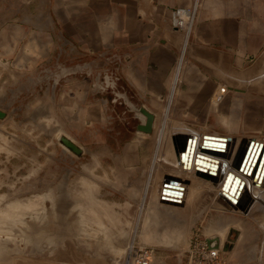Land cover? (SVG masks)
<instances>
[{
  "label": "crops",
  "instance_id": "1",
  "mask_svg": "<svg viewBox=\"0 0 264 264\" xmlns=\"http://www.w3.org/2000/svg\"><path fill=\"white\" fill-rule=\"evenodd\" d=\"M180 7L192 12L188 35L173 22ZM0 82L2 100H9L5 112L35 114L46 106L70 129L98 119L105 89L114 105L124 99L132 115L140 107L152 112L153 133L138 132L142 120L135 117L114 142L115 189L121 205L134 209L144 199L160 129L170 137L172 129L189 126L199 141L263 139L264 0H0ZM185 132L175 135L192 134ZM171 144L164 136L162 145ZM157 167L149 183L160 187L153 201L179 208L186 221L181 231L171 227L167 238L151 241L176 242L162 248L181 257L200 231L203 211L217 207L218 187L195 172L176 175L185 195L180 204L168 203L162 191L174 173L153 181L163 170Z\"/></svg>",
  "mask_w": 264,
  "mask_h": 264
},
{
  "label": "rangeland",
  "instance_id": "2",
  "mask_svg": "<svg viewBox=\"0 0 264 264\" xmlns=\"http://www.w3.org/2000/svg\"><path fill=\"white\" fill-rule=\"evenodd\" d=\"M188 19L187 35L193 20ZM100 94L106 96L104 112L88 125L83 122V129H70L62 115L49 113L46 106L35 114L5 112L9 100H2L0 82V264H138L142 247L155 250L151 264H189L186 252L178 257V251L162 248L176 242L151 241L166 237L171 227L181 231L186 219L179 208L153 201L160 187L149 183L154 165L164 171L154 172L153 181L161 172L185 178L193 170L171 161L174 147L162 145L164 136L170 137L160 129L144 199L125 209L112 174L114 142L123 123L143 117L126 112L124 99L114 105L111 91ZM161 156L167 162H156ZM215 184L220 193L222 186ZM179 191L184 197L185 191ZM218 197L216 208L203 211L196 233L216 240L219 252L213 264H264L263 212L256 217L251 208L229 207L225 197Z\"/></svg>",
  "mask_w": 264,
  "mask_h": 264
},
{
  "label": "water",
  "instance_id": "3",
  "mask_svg": "<svg viewBox=\"0 0 264 264\" xmlns=\"http://www.w3.org/2000/svg\"><path fill=\"white\" fill-rule=\"evenodd\" d=\"M135 111L143 117L137 129L147 133L152 132L154 114L144 107L135 108ZM182 137L184 141L179 147L184 150L183 154L188 151L193 154L195 151L193 145L198 143V151L195 155V172L198 176L212 180L214 183H221L224 176L221 177L222 173L220 171L222 163L210 156L223 157L225 159L232 158L231 170L224 178L223 192L220 195L225 197L235 207L249 212L253 202L252 196H250V184L264 185V140L244 138L237 144V139L231 136L215 137L206 135L202 141H199L195 135ZM64 142L76 152L80 151L79 147L71 141L64 138ZM183 181L179 176L167 174L161 197L163 201L180 204L181 200L178 198L180 194L177 191L181 189L178 184ZM215 241L208 239L211 246H216Z\"/></svg>",
  "mask_w": 264,
  "mask_h": 264
},
{
  "label": "bare ground",
  "instance_id": "4",
  "mask_svg": "<svg viewBox=\"0 0 264 264\" xmlns=\"http://www.w3.org/2000/svg\"><path fill=\"white\" fill-rule=\"evenodd\" d=\"M179 126H181V125H179ZM188 127L184 126V127H182V129H180V128L172 129V131H171L172 133L171 134L173 136H171V134H170V138L167 139V137H166V141L168 140V142L171 143V140H173V143H174V146L172 144V147H174L175 155L173 157V160H171V161H173V162H177L178 161V162L181 163V166L183 168H186L188 170H193V172H195L196 171L195 155H196V152L198 151V146H197L198 143H195V145H193L195 147V151H194L193 154H191L189 151L187 153L183 154L184 150H182L179 147V146L182 145V143L181 144L178 143L180 140H183V137H182V135L181 136H179V135L176 136L175 135L177 133H186L185 131H188V130H190V132L192 133L191 135H193V129L188 128ZM207 136H209V135H207ZM181 151H182V154L180 153ZM207 156H210V155H207ZM210 157H212L213 159L219 160L220 163H222V165L220 167L221 168L220 170L222 171V175L225 178L226 174L229 172V170H231L232 158L231 159H225L223 157L221 158V157H217V156H210ZM224 178H223L222 182L220 183L221 186H223ZM250 189H251V195L250 196H252V200H253L252 207H251V213H252L253 216L255 215L257 217L259 212H263L262 213L263 214L262 217L264 219V185L263 186H258V185L250 184ZM222 192H223V188L221 187L220 188V193L222 194ZM178 193L180 194V196H178V198L182 197L183 194L180 191ZM162 194H163V191H162ZM179 199L181 200V198H179ZM229 203L231 204L230 201H229ZM232 206L234 208H239V207H235L234 205H232Z\"/></svg>",
  "mask_w": 264,
  "mask_h": 264
},
{
  "label": "built area",
  "instance_id": "5",
  "mask_svg": "<svg viewBox=\"0 0 264 264\" xmlns=\"http://www.w3.org/2000/svg\"><path fill=\"white\" fill-rule=\"evenodd\" d=\"M191 16L190 11L186 12L185 9H178L175 12L173 22L176 26L187 29V20ZM139 250L138 264H151L155 250L152 247H142ZM218 252L219 249L216 246H211L208 239H202L200 235L196 234L189 243L186 256L189 264H213L218 257Z\"/></svg>",
  "mask_w": 264,
  "mask_h": 264
}]
</instances>
